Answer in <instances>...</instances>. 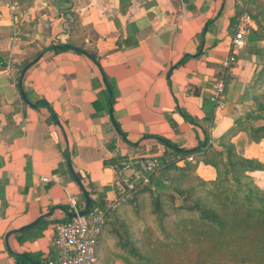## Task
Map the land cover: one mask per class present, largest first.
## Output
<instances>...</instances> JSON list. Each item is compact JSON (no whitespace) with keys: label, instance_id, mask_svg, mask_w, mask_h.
<instances>
[{"label":"crops","instance_id":"obj_1","mask_svg":"<svg viewBox=\"0 0 264 264\" xmlns=\"http://www.w3.org/2000/svg\"><path fill=\"white\" fill-rule=\"evenodd\" d=\"M249 1L0 0V264L54 258L55 225L70 218L67 193L84 206L75 179L92 201L110 197L116 175L105 162L116 156L219 151L229 142L264 165V138L254 142L246 129L264 125L254 111L264 95V40L249 39L261 33ZM242 15L251 30L226 106L216 109L209 84ZM61 44L68 50H48ZM34 59L18 86L20 67ZM196 174L215 177L201 162ZM249 175L264 191V170ZM103 236L93 264L112 257L110 245L101 253Z\"/></svg>","mask_w":264,"mask_h":264},{"label":"trees","instance_id":"obj_2","mask_svg":"<svg viewBox=\"0 0 264 264\" xmlns=\"http://www.w3.org/2000/svg\"><path fill=\"white\" fill-rule=\"evenodd\" d=\"M248 3L255 11L251 17L261 29V33H254L249 39L264 40V2L250 0ZM69 47L93 55L88 49L75 48L70 43ZM48 50L57 53L68 50V47L52 45ZM253 51L261 52L258 49ZM27 64L28 61L23 63L18 72ZM103 78L107 83V78ZM254 111L264 114V95L255 98ZM246 129L254 142L264 138V125ZM220 147L219 151L210 146L191 151L168 147L160 157L165 163L163 171L186 172L183 178L187 180L186 188L177 191L181 204L171 206L169 213L162 211L157 196L152 199L151 213L163 232L161 239L154 237L149 230H143L146 235L142 239L134 238L116 215L119 207L106 215L97 246L102 235H107L112 240V258L121 264H264V191L249 175L264 170V165L255 159L243 158L229 142ZM190 155H194L196 163L214 169L213 180L204 181L195 174L196 163L186 161ZM123 159L116 156L105 165L111 166ZM177 160L185 161L182 168L176 165ZM153 179L122 206L129 203L135 206L137 196L152 193L150 187L159 184L158 181L153 183ZM101 200L89 199V208L99 205ZM169 215L174 216L172 230L165 232L162 221ZM173 251H178L181 257L173 258Z\"/></svg>","mask_w":264,"mask_h":264},{"label":"built area","instance_id":"obj_3","mask_svg":"<svg viewBox=\"0 0 264 264\" xmlns=\"http://www.w3.org/2000/svg\"><path fill=\"white\" fill-rule=\"evenodd\" d=\"M251 30L249 18L242 15L235 24L233 37L229 42V52L220 64L218 74L209 84L208 101L216 108L226 106L224 90L227 82L233 77V68L237 63V53L244 48L245 38ZM161 156H138L123 159L112 165L115 171V182L112 195L102 198L101 203L88 207L85 214L79 216L83 204L79 197L67 193L68 211L74 217L58 222L55 225L53 247L56 251L54 258L45 264H93L95 250L102 233L105 218L108 213L117 210L140 189L150 183L165 166ZM190 156L186 160H190ZM177 160L175 163L181 162ZM45 181V179H42Z\"/></svg>","mask_w":264,"mask_h":264},{"label":"rangeland","instance_id":"obj_4","mask_svg":"<svg viewBox=\"0 0 264 264\" xmlns=\"http://www.w3.org/2000/svg\"><path fill=\"white\" fill-rule=\"evenodd\" d=\"M190 158V160L186 161L191 164H195L196 159L194 155H190ZM184 162L185 161H181L177 163V166L182 168L184 166ZM197 164L198 163H196V167ZM185 174L186 172L181 171L166 172L161 170L153 179V183L155 181H158L159 184L156 187L154 186V184L150 187V191H152V193L144 192L137 196L135 206L129 203L118 209V211L116 212L117 217L125 223V225L128 227V230L133 234L134 238L142 239L143 236L146 235H143V230L151 231V233L154 234V237H157L159 239L163 237V232L157 224L158 222L156 221V217L151 213L152 199L155 196L158 197V199L160 200L161 209L165 213H169V209L171 206L180 205L181 197L178 195L177 191H182L184 188H186L187 180H184L183 178ZM192 181L194 182L195 180ZM173 219V215H169L163 219L162 228L165 232H170L172 230ZM106 236L107 235H105V237ZM103 240L104 239H102L101 241ZM107 240V243H104L105 245L102 248V254L107 251L108 245H110V247L112 246L111 238L107 237ZM172 254L173 258L181 257V254L178 253V251H173ZM102 259L103 260H99V264H116L113 258L110 256H105Z\"/></svg>","mask_w":264,"mask_h":264},{"label":"water","instance_id":"obj_5","mask_svg":"<svg viewBox=\"0 0 264 264\" xmlns=\"http://www.w3.org/2000/svg\"><path fill=\"white\" fill-rule=\"evenodd\" d=\"M78 52H79V51H78ZM35 61H36V59H34L32 62H30L28 65H26V66L22 69V71H21V73H20V76H19V80H18V86H20V82H21V79H22V76H23L25 70H26L30 65H32L33 63H35ZM75 182H76L78 188L80 189V192H81V194H82V196H83V200H84L83 210L80 211V212L78 213L79 216H82V215L85 214L86 210H87L88 207H89V197H88V195H87V192L85 191V189L82 187L81 183L79 182V180L75 179ZM74 216H75V215H74V214H71V213H70V215H69L70 218H71V217H74Z\"/></svg>","mask_w":264,"mask_h":264}]
</instances>
